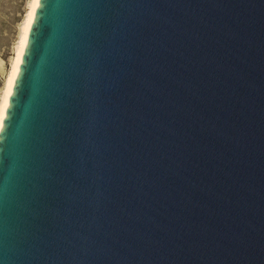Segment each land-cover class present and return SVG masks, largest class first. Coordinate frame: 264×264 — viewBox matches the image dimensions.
Wrapping results in <instances>:
<instances>
[{"label": "water", "instance_id": "95a60500", "mask_svg": "<svg viewBox=\"0 0 264 264\" xmlns=\"http://www.w3.org/2000/svg\"><path fill=\"white\" fill-rule=\"evenodd\" d=\"M0 264H264V0H39Z\"/></svg>", "mask_w": 264, "mask_h": 264}, {"label": "rangeland", "instance_id": "374dc122", "mask_svg": "<svg viewBox=\"0 0 264 264\" xmlns=\"http://www.w3.org/2000/svg\"><path fill=\"white\" fill-rule=\"evenodd\" d=\"M31 0H0V99Z\"/></svg>", "mask_w": 264, "mask_h": 264}, {"label": "bare ground", "instance_id": "6f19581e", "mask_svg": "<svg viewBox=\"0 0 264 264\" xmlns=\"http://www.w3.org/2000/svg\"><path fill=\"white\" fill-rule=\"evenodd\" d=\"M38 1L39 0L30 1L29 8L24 18V22L22 23V26H21L20 37L18 39L16 48H15V57L12 61L10 70L4 81L3 93L0 99V128H1L3 117L6 111V107L8 104L9 95L13 87V83L15 81V77H16V74L19 68V64H20L21 57L23 54V49L26 43L27 35H28L29 29H30V26L33 20L35 8L37 6Z\"/></svg>", "mask_w": 264, "mask_h": 264}]
</instances>
